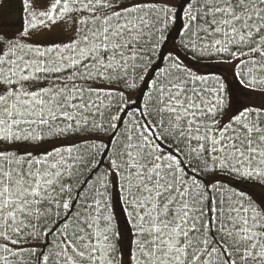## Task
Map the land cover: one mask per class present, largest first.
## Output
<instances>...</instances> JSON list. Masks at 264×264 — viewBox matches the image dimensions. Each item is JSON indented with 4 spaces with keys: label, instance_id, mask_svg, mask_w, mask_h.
<instances>
[{
    "label": "snow or ice",
    "instance_id": "snow-or-ice-1",
    "mask_svg": "<svg viewBox=\"0 0 264 264\" xmlns=\"http://www.w3.org/2000/svg\"><path fill=\"white\" fill-rule=\"evenodd\" d=\"M0 264H264V0H0Z\"/></svg>",
    "mask_w": 264,
    "mask_h": 264
},
{
    "label": "rangeland",
    "instance_id": "rangeland-1",
    "mask_svg": "<svg viewBox=\"0 0 264 264\" xmlns=\"http://www.w3.org/2000/svg\"><path fill=\"white\" fill-rule=\"evenodd\" d=\"M14 16H15V14H13V16H12V17H10V18L14 19Z\"/></svg>",
    "mask_w": 264,
    "mask_h": 264
}]
</instances>
